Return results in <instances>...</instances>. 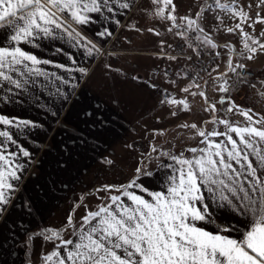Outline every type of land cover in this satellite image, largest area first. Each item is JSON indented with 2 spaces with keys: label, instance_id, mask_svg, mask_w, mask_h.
<instances>
[{
  "label": "snow or ice",
  "instance_id": "6c2138e0",
  "mask_svg": "<svg viewBox=\"0 0 264 264\" xmlns=\"http://www.w3.org/2000/svg\"><path fill=\"white\" fill-rule=\"evenodd\" d=\"M181 6L182 0H0V104L22 105L27 98L58 126L52 129L54 135L66 130L60 113L67 118L77 106L76 74L90 75L77 53L85 61L113 55L82 28L98 25L94 36L108 41L113 25L161 37L159 26L179 41L159 40L157 58L174 61L179 69L161 70L160 80L170 87L162 88L151 77L130 79L158 94L157 103L168 106L171 116L191 113L196 122L177 127L191 130L187 139L197 144L184 148L179 133V150L176 143L165 147L150 142L137 154L127 183H104L84 191L58 229L21 232L25 217L55 190L48 185L58 181L34 185L35 195L26 194L28 177L36 175L31 168L40 166L36 152L44 146L33 140L35 146L27 147L22 138L45 125L0 108V264H14L8 258L20 236L26 253L32 246L35 264H264V109L256 111L255 102L242 106L233 99L241 88L264 100V78L256 81L259 74L251 67L264 55V0H192L183 15ZM133 9L140 11L145 25L122 22ZM60 41L75 50L65 51L62 44L53 49L67 63L34 51ZM173 48L180 55H170ZM115 64H104L106 88L109 78L117 83L129 79L127 70ZM195 97L203 102L197 106L203 116L193 109ZM110 123L108 107H80L72 125L77 134L57 141L54 172L78 163L73 159L76 151L96 152L102 165L118 170L126 157L115 150L101 151L93 135L95 130L106 131ZM158 135H164L163 130H151L152 141ZM123 148L130 155L134 144ZM158 174L163 177L160 190H150L145 182ZM93 198L98 201L95 208ZM81 208L83 215L77 216ZM37 240L41 249L45 244L52 249L37 254Z\"/></svg>",
  "mask_w": 264,
  "mask_h": 264
},
{
  "label": "crops",
  "instance_id": "0c3cea01",
  "mask_svg": "<svg viewBox=\"0 0 264 264\" xmlns=\"http://www.w3.org/2000/svg\"><path fill=\"white\" fill-rule=\"evenodd\" d=\"M140 3L141 0H137V4ZM190 3H192V0H182V6L179 8V12L181 15L184 14L185 9L189 6ZM122 22L125 25L134 23L138 26H141L145 25V18L141 16L140 11L133 9L131 13L123 18ZM147 26L152 25L149 23ZM112 27L114 35L108 41L98 40V38L94 36V33L98 30V25L94 24L88 26L87 28H82V31L85 35H87L91 39L97 40L98 43L102 44L103 48L106 51L112 53L113 55L106 57H97L95 60L85 61V59L79 56V54L77 53L78 59L81 61V66L89 67L90 75L80 78V74H76L79 80V87L76 89L77 106L70 111V114L67 116V118H65V114L63 112L60 113V119L64 120L68 124V128L61 132H63V134L69 132L70 135H76L77 133L74 131L72 125L77 121V111L80 107H94L96 105H104L108 107L110 109L111 123L107 127V130L102 132L99 130H95L93 132V135L99 138V143L102 145L101 151H103L104 149H107L108 151H117L119 145L122 141H125V139H128L129 141L143 139V141L146 140L148 143L151 138L152 129L163 130L165 134L167 130L173 128V126L177 123L188 122L186 119L193 118V115L191 113L184 112H178L177 116L175 117L171 116L168 106L159 105L157 103L158 94L153 93L151 89H144L142 85H140L137 81H133L130 79V77L134 75H139L145 79L151 77L152 79L157 80L162 88L170 87L167 82L160 80L161 70H163L167 66L173 72L178 71L179 69L177 68V63L174 61L170 62L164 59H158L157 54L159 52L160 39H165L168 43H173L174 41L176 42L177 38L173 37L171 34H166L164 29L159 28V26H157V30L161 31V37H156L147 32L138 33L132 31L129 27H116L114 25ZM61 44L63 45L65 51H75L63 41L52 42L48 47L34 51H37V54L42 57L55 59L62 63H67V60L64 56L55 55L53 51L56 46ZM174 50L175 48L169 50V54L177 55L174 53ZM113 60L116 61V64L114 66H122L125 70H127L129 79L126 83H117L114 79L109 78L107 80L108 87L106 88L104 86V64L111 63ZM181 63H183V61H181ZM51 70L55 71V69ZM154 70L155 74H153ZM256 72L257 74L259 73V77L257 76L256 79L261 78L262 72L258 69H256ZM108 75L109 77L113 76V74L111 73H109ZM123 79L124 78L121 77V80ZM179 86L183 87L184 83L181 81ZM178 95L182 96L183 94L179 93ZM236 95L233 99H235L236 102L240 103V101H244L248 93L247 95L245 94V92H243L241 95ZM239 97H241L242 99ZM112 98L117 99V102L115 104L111 103ZM198 99L199 97L193 98V109L197 112V106L200 103H194H196ZM55 107L59 109V101H57ZM0 108H3L6 111H10L13 114L19 115L21 117L32 118L44 122V128L36 129L32 136L22 138V142H24L25 146L27 147L31 148L35 146L33 144V140H35L37 143L43 144L44 146L40 149V151L36 152V156L39 161L45 162L46 167L40 162V166L31 168V171L35 172L36 175L29 176L27 180V194L29 193V195L32 196V186L30 183H33V186L38 184L36 180V182L34 181V178H36L37 175L43 173V171L53 175L55 173L54 165H51L50 163L54 158V149L60 135H53L52 129L58 128V126L52 121L51 117L46 116L45 112L42 109H38L37 107H35L34 102L28 100L27 98L26 102L22 105L0 104ZM199 115L203 116L204 113L199 112ZM49 125H51V128L49 127ZM167 125H169L170 127ZM80 126L85 130L84 135L89 140H91L92 136L88 135L87 126L84 124H81ZM162 136L164 137V135ZM64 138L65 136L63 135V137L59 140H63ZM160 138L161 136L158 135L156 140ZM79 153L80 152L78 151V154ZM85 156L86 164H92L95 162L93 161V159H90L91 155L89 154V152ZM81 159L79 157L76 161H80ZM42 166H44L43 169ZM153 170L155 171V169ZM131 176L125 179V181L122 183H127ZM162 180L163 177L158 174L152 179L146 181L145 186L149 187L150 190L159 191ZM53 193L54 191H51L47 195H44L41 199V204L49 202V197H51L52 199ZM145 198L148 197L145 195ZM58 200L59 198L57 199V201ZM52 210H54L53 206L44 211L41 216L42 222L37 221L39 219H37V213H35L36 210H34L31 216H27L25 218L23 228H21L20 231L23 232L24 229L38 231L40 229L53 227L56 225L62 227L65 223L63 222L64 220H57L53 222L50 217L51 215H48L52 213ZM81 215H83V212L81 213ZM51 249V244H45L44 248L41 249V241L37 240L34 250L37 254H39L41 253V251L47 252ZM12 251L14 254L8 258L9 262H14V264H21L25 253L23 236L17 238V242L15 243ZM28 251V258H26L24 264H29L30 258L32 260V264H35L32 246H29Z\"/></svg>",
  "mask_w": 264,
  "mask_h": 264
},
{
  "label": "rangeland",
  "instance_id": "374dc122",
  "mask_svg": "<svg viewBox=\"0 0 264 264\" xmlns=\"http://www.w3.org/2000/svg\"><path fill=\"white\" fill-rule=\"evenodd\" d=\"M225 22H226V24H229V26H231L232 22L227 21V20ZM216 35L218 37L224 36L223 33H216ZM221 42H223V40ZM231 42L233 44H235L236 47H238V48L240 47V45L237 43V39H232ZM221 63H222V61H221ZM251 66L262 72L261 78H257L256 81H259L260 79L264 78V55H258L256 60L251 63ZM256 69H255V71H256ZM256 74H257V72H256ZM257 76L259 77V75H256V77ZM243 92L244 91L240 90L239 95H241ZM235 95H236V93L233 94V98L235 97ZM214 98H218V97H214ZM239 98H241V97H239ZM253 102H255V109L254 110L260 111L261 109H264V100H261L256 95L252 94L251 90L249 89L248 95L246 96L244 101H240V103H238V102H236V103L241 104L242 106H251ZM197 103L202 104L203 102L199 98L197 100V102L194 104H197ZM197 114L199 115V111L197 112ZM261 114L264 115V112H261ZM237 119H241V118L237 117ZM186 120L189 123L196 122V120L194 118H188ZM180 123L181 122L177 123L176 125L173 126V128H170L169 130H167V132L164 134V137L162 135H160L161 138L156 140V141H152L151 138H150L148 143L146 140L143 141V139L130 140V141L128 139H125V141H122L121 144L119 145V148L117 149L116 153L118 156L124 155L126 157V161L121 163V166L118 170H109L107 167L102 165L100 163L98 156H97V153H95V152H89V154L91 155L90 159H93V161H95V162L92 164H86V161H85L86 156L84 154H81V153L78 154V151H76L73 153V159L75 161L79 157H80V159L81 158L82 159L80 161H78V163L72 165L70 167L69 171H65V172L59 173V174L54 173V175L50 174V173H46L45 171H43V173H41L40 175H37V177L34 178V181L36 180L37 183L39 185H41L42 187L46 185V183L49 179H56L58 181L55 185H48V187L55 189L54 193H53V198L51 199V197H49V202H47L45 204H41V200L38 203V205H37L38 210L35 211V213H37L36 214V216L38 217L37 219H39L37 221L42 222L41 216L44 213V211H46L49 207L53 206L54 210H52V213L48 214L49 216L51 215L50 216L51 220L53 222H55L57 220H60V221L64 220L63 222H65L67 214L69 213V211L72 208L74 199L78 198L79 195H81L84 191L91 189L93 186H98V185H101L104 183L116 182L119 184V183L124 182L125 179L129 178V176L132 175V171L134 170V167H135V160L137 158V154L145 151L148 148L147 146L150 142H152V143L158 142L159 144L164 145L165 147H168L171 144L176 143L177 144V150H179L180 145H179L178 141L180 139V136H182L185 139V142L183 144L184 148L197 146L195 141L187 139V137H189L193 134L192 131L189 129H179L177 127V125ZM167 126H169V125H167ZM169 127H167V128H169ZM220 130H223L222 126H221ZM61 131H63V130H61ZM61 131L57 132V134L60 135V137L58 138V141H59V139H61L63 137V135L66 136V135L70 134L69 132L63 134V132H61ZM178 133L180 134V136L177 135ZM126 143L134 144V150L131 152L130 155L127 152H125V150L123 148V145H125ZM54 146H55V143H54ZM59 151H60V149L57 148V143H56V147L54 149V158L52 159V162L50 163L51 165L52 164L54 165V159L57 156V154L59 153ZM185 155H190V154L185 153ZM41 163L44 164V166H45V162H41ZM83 164H85V165H83ZM44 166H42V169ZM71 169H73V170H71ZM59 181H63L64 183H66L67 187H62L61 184L59 183ZM30 184L32 186L31 191H32V196H33V195H35V193L33 192L34 186H33V183H30ZM27 195H29V193ZM58 198H59V200H58L59 203L57 201ZM92 201L93 202H92L91 206H92V208H95V204L98 202L95 201L94 198ZM82 212H83V209L82 208L79 209L77 211V216H80ZM51 228H57L58 229V228H60V226L56 225V226H53Z\"/></svg>",
  "mask_w": 264,
  "mask_h": 264
},
{
  "label": "built area",
  "instance_id": "2783aa9c",
  "mask_svg": "<svg viewBox=\"0 0 264 264\" xmlns=\"http://www.w3.org/2000/svg\"><path fill=\"white\" fill-rule=\"evenodd\" d=\"M176 42H179V41L176 40ZM174 53L177 54V55H180V50L175 48ZM252 68H253V67H252ZM253 69H254V68H253ZM254 74H256L255 69H254ZM240 90H241V88H237V89L233 92V94H234V93L239 94V93H240Z\"/></svg>",
  "mask_w": 264,
  "mask_h": 264
},
{
  "label": "trees",
  "instance_id": "16d2710c",
  "mask_svg": "<svg viewBox=\"0 0 264 264\" xmlns=\"http://www.w3.org/2000/svg\"><path fill=\"white\" fill-rule=\"evenodd\" d=\"M28 253H29V251H27V253L26 252L24 253V258H23V261H22L21 264H24L25 263L26 258H28Z\"/></svg>",
  "mask_w": 264,
  "mask_h": 264
}]
</instances>
